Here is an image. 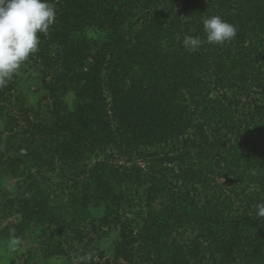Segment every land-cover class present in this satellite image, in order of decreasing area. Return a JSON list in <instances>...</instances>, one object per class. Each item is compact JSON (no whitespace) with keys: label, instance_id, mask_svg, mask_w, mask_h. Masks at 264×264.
Returning a JSON list of instances; mask_svg holds the SVG:
<instances>
[{"label":"trees","instance_id":"16d2710c","mask_svg":"<svg viewBox=\"0 0 264 264\" xmlns=\"http://www.w3.org/2000/svg\"><path fill=\"white\" fill-rule=\"evenodd\" d=\"M50 2L0 89L10 264H264V0ZM212 15L234 39L206 42Z\"/></svg>","mask_w":264,"mask_h":264},{"label":"clouds","instance_id":"9594fccd","mask_svg":"<svg viewBox=\"0 0 264 264\" xmlns=\"http://www.w3.org/2000/svg\"><path fill=\"white\" fill-rule=\"evenodd\" d=\"M56 20V9L50 0H0V89L8 86L22 66L39 51L41 34L47 35ZM208 44H224L237 35L235 25L219 15L203 19ZM182 43L197 51L200 37L185 35ZM257 217L264 218V203L256 205ZM14 233V229L11 230ZM20 243L12 235L10 246Z\"/></svg>","mask_w":264,"mask_h":264},{"label":"rangeland","instance_id":"374dc122","mask_svg":"<svg viewBox=\"0 0 264 264\" xmlns=\"http://www.w3.org/2000/svg\"><path fill=\"white\" fill-rule=\"evenodd\" d=\"M42 86V88H41ZM32 93L29 94L28 100H27V106L26 107H31L33 103H37L41 100L42 104L41 107L44 105H48L52 103L53 97L50 96L49 91L51 90L49 82H41V85H32ZM50 87V90H49ZM103 248L110 250V243L104 241L103 242ZM14 246H10V241L8 240H3L1 245H0V264H10V261L13 258L14 254ZM19 264V263H17Z\"/></svg>","mask_w":264,"mask_h":264}]
</instances>
